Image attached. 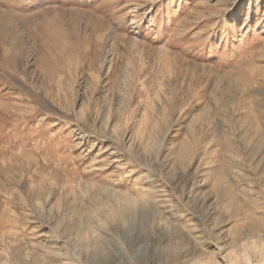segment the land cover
Segmentation results:
<instances>
[{"label": "rangeland", "instance_id": "1", "mask_svg": "<svg viewBox=\"0 0 264 264\" xmlns=\"http://www.w3.org/2000/svg\"><path fill=\"white\" fill-rule=\"evenodd\" d=\"M0 264H264V0H0Z\"/></svg>", "mask_w": 264, "mask_h": 264}, {"label": "bare ground", "instance_id": "2", "mask_svg": "<svg viewBox=\"0 0 264 264\" xmlns=\"http://www.w3.org/2000/svg\"><path fill=\"white\" fill-rule=\"evenodd\" d=\"M81 226V225H80ZM84 227L83 226H81V229H83Z\"/></svg>", "mask_w": 264, "mask_h": 264}]
</instances>
